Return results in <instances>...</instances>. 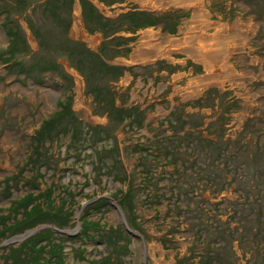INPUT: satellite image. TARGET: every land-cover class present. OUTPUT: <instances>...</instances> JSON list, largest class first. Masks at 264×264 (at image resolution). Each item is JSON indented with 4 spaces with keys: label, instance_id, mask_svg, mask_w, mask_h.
<instances>
[{
    "label": "rangeland",
    "instance_id": "rangeland-1",
    "mask_svg": "<svg viewBox=\"0 0 264 264\" xmlns=\"http://www.w3.org/2000/svg\"><path fill=\"white\" fill-rule=\"evenodd\" d=\"M44 1L0 0V214H15L13 201L49 188L62 220L46 214L36 221L52 224H37L22 240L14 239L27 230L0 239V264H15L9 249L33 243L36 233L60 246L58 264H264V215L257 228L243 219L264 211V166L258 168L264 163V0H88L102 18L145 11L155 23L102 35L84 30L78 0L68 9L61 3L34 9ZM196 9L204 14L195 20ZM48 13L54 16L50 23L41 15ZM149 35L157 44L147 49L141 43ZM196 35L215 57L208 68L187 54V37ZM109 40L101 60L120 71L95 81L111 90V103L104 101L100 111L86 89L83 66L76 69L68 51L90 61L89 52ZM139 46L146 54L138 53ZM8 51L24 63L58 64L71 81L59 79L54 69L39 74L38 83L10 76L4 70ZM66 98L72 119L80 122L78 139L72 140L70 127L56 140H34L44 121L63 122L58 116L68 113L60 107ZM113 103L130 110L136 123L124 127L125 120L105 130ZM219 154L224 157L217 159ZM101 200L98 209L89 207ZM119 202L133 215L123 213ZM4 220L0 229L12 231L11 216ZM83 220L94 242L79 239L87 227ZM237 220L242 224L236 230ZM123 224L134 235L125 237ZM243 229L250 234L241 235ZM110 238L118 246L107 247Z\"/></svg>",
    "mask_w": 264,
    "mask_h": 264
},
{
    "label": "trees",
    "instance_id": "trees-1",
    "mask_svg": "<svg viewBox=\"0 0 264 264\" xmlns=\"http://www.w3.org/2000/svg\"><path fill=\"white\" fill-rule=\"evenodd\" d=\"M72 0H46L44 2H41V4L38 3V5H36L34 7V9H39L40 7H48V3H50V5L54 4L55 9L59 6V4L61 3V6L64 5V7H68L71 5ZM80 3V7L81 9L85 12V13H81V20L83 23V27L84 30L87 33L93 32V33H99L100 35H102V32H107V34H113L118 30V26H123L124 31H128L129 33H132L135 28L138 25H147L149 26L150 24L154 25L155 23H151L150 21H147V17L148 15L150 16V14L139 11V12H131V13H124V14H120L118 15L116 18L114 19H108V18H102L92 7V5L90 4V2L88 0H78ZM98 2L102 3V0H98ZM103 4V3H102ZM107 4V3H106ZM49 5V6H50ZM44 7V9H46ZM41 9V8H40ZM49 9V8H48ZM50 12V11H49ZM43 13V12H42ZM45 17V21L49 22L51 21V19L54 17L52 13H48V14H41ZM51 15V16H50ZM53 16V17H52ZM151 18V17H150ZM158 19H160V17H156ZM154 18V19H156ZM37 19V18H36ZM38 20V19H37ZM39 21V20H38ZM48 23V24H49ZM150 23V24H149ZM26 26L27 28L29 27V31L31 33V35L36 38V34L34 32V28L31 26L30 24H28V21L26 20ZM67 26V25H66ZM65 26V28H66ZM117 26V28H116ZM121 29V28H120ZM13 33L10 34L11 38V42L8 45V48L12 47V44L14 42L13 40ZM66 37V35H65ZM38 40V38H37ZM67 43H69L70 45H78L82 46V44L76 43L74 41H71L70 39L66 38ZM39 42V41H38ZM106 42H108V44H106ZM111 42V40L109 41H103L96 53H92L89 52V55L93 58H91V60H86V57L84 58V56L80 55L79 52L76 51H68V54L70 55V59H74L77 62L76 65V69L79 70L80 66H83V70L86 73V76H83L85 78V82H86V89L88 90V92L90 94H92L93 99L96 100L97 102L95 103V105H98V110H102V108H104L103 103L105 101V104H107L109 102V104L111 103V99H110V87L108 90V87H102L101 84L95 83V81L99 78V77H103L104 75L111 73V72H118L120 71L119 68L115 67V66H108L107 64H105L102 60V51L104 49H109L110 50V45L109 43ZM40 44V42H39ZM8 58L6 60H4V70L6 71V73H8L10 76H23L27 79L32 80L35 83H38L40 78H39V74L42 73H46L49 72L51 70H55L59 75H57L59 77V79L63 80V81H68L70 83V77L64 73L61 68L59 67L58 64H42L40 65V62H35L32 61L30 63L27 62H22V61H17V60H13L14 59V55H12V52L8 51L7 53ZM83 61H87L89 63V65H85L83 64ZM98 81V80H97ZM101 83V82H100ZM67 100V98L65 100H63L62 102H60V107L61 109L64 111H68V113L65 114H60L58 117L63 119V122H59V125L55 126V124L53 125V122L51 121H44L43 123H41V125L39 126V129L36 131L35 133V139L34 140H40L41 139H46V138H51L50 136H54V139H58V135L61 134L60 132H63L72 127V134H74L72 140L74 139H78L77 135L80 133V130H78L79 128V123L78 121H75V119H72L71 117V113L70 110L67 109V104L65 103ZM200 100V99H199ZM198 100V101H199ZM106 106V105H105ZM109 112H105L106 113V118H107V125L105 126V130L106 129H112V128H118L119 126H121L122 124H124L125 120H127L128 122L126 124H124V127H130L133 126L135 123L133 119V123L129 117L130 114V110L129 112H127L126 110H122L120 108H117L115 106V104L113 103L112 105H109ZM133 113V111H132ZM69 116V117H68ZM133 118H134V114H132ZM124 117H127L124 118ZM140 118V115H139ZM140 122H141V118H140ZM139 123V119L138 122ZM102 128V127H100ZM111 138H113L112 133L110 134ZM69 138V137H68ZM36 145L37 147V141ZM42 143V142H41ZM40 148V147H39ZM224 157V155H217V159H220L222 157ZM227 158V157H225ZM33 162H35L34 159H32ZM31 160V161H32ZM227 164V163H225ZM264 166V163H262V165H260L258 168H261ZM35 170L37 173V178H41V174L39 172V167L36 165ZM235 171V168H234ZM261 172H264V170H261ZM33 174V173H32ZM35 176V177H36ZM252 176V181L254 183V185H256V182L258 180V173L257 170H255V168L253 169V174ZM21 176H19L20 178ZM36 178V179H37ZM22 179V178H21ZM18 180V179H17ZM16 178L13 176H10L9 181L11 182H17ZM235 179L233 178L232 181H234ZM27 182V181H26ZM53 193L52 189L49 188H45L40 192H37V194L33 195L32 192L26 193L24 196H22L20 199L15 200L11 203V206L9 207V209H12L14 211H16L15 214H13L10 210L6 211L9 213L8 214H0V225L5 224V217H7L8 219L11 218L13 219V223H12V231H2V229H0V239H6L7 237H10L11 235H15L17 233H21L25 230H31L34 229L37 224H42V225H50L53 222L48 221V223H44V221H36L38 217H42V216H46L50 215L51 217H55L61 219L60 215L58 213L55 212V206H53V204H55V197L50 198V194ZM130 194V193H129ZM128 194L124 197L128 198ZM59 197V196H57ZM243 197L245 198L246 201H248L249 196L247 194L243 195ZM37 200V202H36ZM59 200V199H57ZM62 201V200H60ZM36 202V203H34ZM103 200L101 201H97L92 203V205H90V208H97L102 206ZM52 204V206L50 205ZM51 206L52 211H48L47 213H44V208L45 207H49ZM119 208L121 209V211L125 214H129L133 215V209L130 208L129 205H125L124 203H118ZM20 209V210H19ZM3 210H0V213ZM259 211V210H258ZM13 215H10V214ZM251 214V213H250ZM264 215V211L260 210L258 212V214L256 215L255 213L251 214V217H245L244 216V221L248 222V223H255L256 224V228L257 227H261L263 221ZM17 216H20L19 219H15V217L17 218ZM128 218V216H126ZM251 218V219H250ZM62 220V219H61ZM248 220V221H247ZM50 222V223H49ZM127 225L129 227L132 228L130 221L127 219L126 220ZM63 224V223H62ZM66 225V223H64ZM84 226L86 225L87 227L84 228H80L79 232H78V237L81 240V242H94V239H92L93 237L89 235L88 229H91L92 227H88V222L86 221H82V223ZM237 226L234 228L237 230V228L241 227V222H239V220L236 221ZM56 227V226H55ZM122 227V231L125 234V237L127 235H129L128 233H126V231L124 230V227ZM57 229L61 228V227H56ZM46 231H51V229L49 228H44L41 230H45ZM49 229V230H48ZM250 229V228H249ZM249 229H243L242 231L239 230V232H243V234L241 235H247L250 234ZM58 231V230H57ZM109 231V230H108ZM102 232H97L95 234H98L99 237H103ZM111 233V232H108ZM37 234V233H36ZM34 234L33 238L34 241L33 243L27 245L26 243H21V245H19V247L17 249H9V256L10 258L13 260V263H17V264H58L57 261L61 260L60 254L56 253V247H58V250L60 249V246L57 244H52L50 242V237L47 236H38ZM53 234V232H52ZM259 232L256 234L258 236ZM109 235V234H107ZM111 235V234H110ZM109 235V237H111ZM252 235V234H251ZM58 239V238H57ZM99 239V238H98ZM60 240V239H59ZM100 240V239H99ZM97 240V241H99ZM263 241V239H261ZM53 241V240H52ZM42 242H44V244H42ZM104 241L100 240L99 243H103ZM246 242V239L243 242ZM107 247L111 248L112 246H118L117 245V241L113 238H110L109 241H107ZM249 241L246 242V244L244 245V247H249ZM46 245H51V246H47L49 247L48 250H45ZM15 253H17L18 255H15ZM45 253V254H44ZM49 255L46 259H44L43 257L45 255ZM20 261V262H19Z\"/></svg>",
    "mask_w": 264,
    "mask_h": 264
},
{
    "label": "crops",
    "instance_id": "crops-1",
    "mask_svg": "<svg viewBox=\"0 0 264 264\" xmlns=\"http://www.w3.org/2000/svg\"><path fill=\"white\" fill-rule=\"evenodd\" d=\"M187 1H185V2H183V3H179V5H180V8L181 7H183V5L186 3ZM182 9V8H181ZM182 11H184L183 9H182ZM199 13H201V16L204 14V12L202 11V10H198V9H196V10H194V13H193V19H195L196 20V18H199L200 16H199ZM153 36L152 35H149L148 37H146V40L145 41H141L142 43L141 44H143V45H145V46H147V49H148V46H153V45H155V44H157V43H153L152 41H151V43H150V41H148V40H150V38H152ZM187 39L188 40H190V43L192 44L189 48H191V47H193V48H191V49H189L188 48V51H187V54H188V52L190 53V51L191 52H193L194 54L196 53L197 54V56L199 57L200 55H201V59H197V58H195V57H192V58H194L195 60H197V61H200V60H202L201 62L206 66V68H208V67H210V66H212L213 65V63H214V61H215V57H214V55L213 54H211V52L210 51H204L203 50V48H206L207 49V46H209V43L208 42H203V41H201V40H197V35L196 36H192L190 39H189V37H187ZM187 40V41H188ZM210 41H211V39H209ZM156 41V40H155ZM194 42V43H193ZM204 44H203V43ZM184 43H186V41H184ZM200 43V44H199ZM140 45V44H139ZM158 45H160V44H158ZM187 45V44H186ZM145 46H139L138 47V53H140L141 55H144V54H146V48H145ZM161 46V45H160ZM200 47H201V49H200ZM162 48V47H161ZM141 50V51H140ZM193 50V51H192ZM208 50V49H207ZM200 53V54H199ZM189 55V54H188ZM190 56V55H189ZM211 56V57H210ZM204 57V58H203ZM210 57V58H209ZM209 60V61H208ZM212 60V61H211ZM210 64V65H209ZM209 79H211V78H209ZM204 81V80H203Z\"/></svg>",
    "mask_w": 264,
    "mask_h": 264
},
{
    "label": "water",
    "instance_id": "water-1",
    "mask_svg": "<svg viewBox=\"0 0 264 264\" xmlns=\"http://www.w3.org/2000/svg\"><path fill=\"white\" fill-rule=\"evenodd\" d=\"M123 227H124V230L126 231V233L134 235V233H132L130 230H128L127 227L124 224H123ZM36 230H37V228L36 229L27 230L23 234L16 236L15 238H17V239H14V240H22L24 237L33 234ZM14 240L10 238L9 240H6L4 242V244H8L9 242H12Z\"/></svg>",
    "mask_w": 264,
    "mask_h": 264
},
{
    "label": "bare ground",
    "instance_id": "bare-ground-1",
    "mask_svg": "<svg viewBox=\"0 0 264 264\" xmlns=\"http://www.w3.org/2000/svg\"><path fill=\"white\" fill-rule=\"evenodd\" d=\"M199 16H201V13H199ZM199 20H200V19H199ZM202 43H203V42H202ZM204 43H205V42H204ZM204 43H203V44H204ZM199 44H200V43H199ZM191 48H193V47H191ZM191 48H189V49H191ZM200 49H201V47H200ZM140 51H141V50H140ZM192 51H193V50H192ZM188 53H189V52H188ZM189 54H190L192 57H195V58H197V59H201V58H202L201 55L198 57L196 53L194 54V53L191 52V51H190ZM199 54H200V53H199ZM211 54H212V53H211ZM210 57H211V56H210ZM210 57H209V58H210ZM203 58H204V57H203ZM200 61H202V60H200ZM208 61H209V60H208ZM211 61H212V60H211ZM209 65H210V64H209Z\"/></svg>",
    "mask_w": 264,
    "mask_h": 264
},
{
    "label": "flooded vegetation",
    "instance_id": "flooded-vegetation-1",
    "mask_svg": "<svg viewBox=\"0 0 264 264\" xmlns=\"http://www.w3.org/2000/svg\"><path fill=\"white\" fill-rule=\"evenodd\" d=\"M142 12H145V11H142ZM180 12L182 13V9H180Z\"/></svg>",
    "mask_w": 264,
    "mask_h": 264
}]
</instances>
